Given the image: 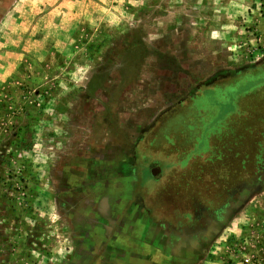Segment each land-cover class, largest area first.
I'll return each instance as SVG.
<instances>
[{"label":"rangeland","instance_id":"1","mask_svg":"<svg viewBox=\"0 0 264 264\" xmlns=\"http://www.w3.org/2000/svg\"><path fill=\"white\" fill-rule=\"evenodd\" d=\"M0 264H264V0H0Z\"/></svg>","mask_w":264,"mask_h":264}]
</instances>
